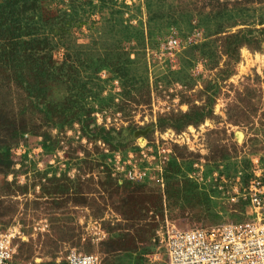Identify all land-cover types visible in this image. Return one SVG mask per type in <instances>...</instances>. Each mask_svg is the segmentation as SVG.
Returning <instances> with one entry per match:
<instances>
[{
  "label": "rangeland",
  "instance_id": "374dc122",
  "mask_svg": "<svg viewBox=\"0 0 264 264\" xmlns=\"http://www.w3.org/2000/svg\"><path fill=\"white\" fill-rule=\"evenodd\" d=\"M251 180L264 0H0L10 264H165L166 231L246 220Z\"/></svg>",
  "mask_w": 264,
  "mask_h": 264
},
{
  "label": "built area",
  "instance_id": "2783aa9c",
  "mask_svg": "<svg viewBox=\"0 0 264 264\" xmlns=\"http://www.w3.org/2000/svg\"><path fill=\"white\" fill-rule=\"evenodd\" d=\"M246 192V193H245ZM249 217L206 228L170 229L158 244L165 264H264V187L259 181L244 190ZM11 249L0 239V264H10ZM65 264H99L95 255L70 251Z\"/></svg>",
  "mask_w": 264,
  "mask_h": 264
},
{
  "label": "trees",
  "instance_id": "16d2710c",
  "mask_svg": "<svg viewBox=\"0 0 264 264\" xmlns=\"http://www.w3.org/2000/svg\"><path fill=\"white\" fill-rule=\"evenodd\" d=\"M7 3H8V2H7ZM7 3H6V4H7ZM55 69L59 70V69H62V67H56ZM46 111H48V109H47ZM24 128H25V124L23 123L21 129L23 130Z\"/></svg>",
  "mask_w": 264,
  "mask_h": 264
}]
</instances>
